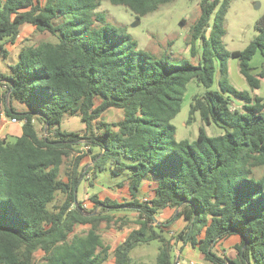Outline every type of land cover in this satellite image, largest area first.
<instances>
[{
	"label": "trees",
	"instance_id": "16d2710c",
	"mask_svg": "<svg viewBox=\"0 0 264 264\" xmlns=\"http://www.w3.org/2000/svg\"><path fill=\"white\" fill-rule=\"evenodd\" d=\"M174 1L0 0L4 56L25 26L48 37L22 47L17 62L0 72V114L22 123L13 142L0 139V264H133L131 252L152 241L159 243L156 264H178L167 227L157 224L165 209L185 222L178 243L205 262L264 264V173L257 175L264 168V99L256 94L264 62L257 73L249 64L264 56V15L246 48L230 52L221 41L230 0H201L189 32L193 55L195 43L201 47L193 63L139 50L124 28L97 12L108 2L141 18ZM229 60L238 61L250 91L231 85ZM191 81L200 92L191 95L187 124L198 114L220 134L201 127L196 140L177 141L172 120ZM110 109L123 118L103 122ZM64 117L79 118L84 128L62 130ZM107 169L129 172L117 186L130 198L121 204L93 195L85 210L77 198L82 182ZM145 182L154 193L142 202ZM120 212L134 213L137 228L110 253L100 225H117L113 215ZM122 223L118 229L128 225ZM76 226L90 227L76 235ZM232 237L239 238L236 256L218 257L216 246Z\"/></svg>",
	"mask_w": 264,
	"mask_h": 264
},
{
	"label": "rangeland",
	"instance_id": "374dc122",
	"mask_svg": "<svg viewBox=\"0 0 264 264\" xmlns=\"http://www.w3.org/2000/svg\"><path fill=\"white\" fill-rule=\"evenodd\" d=\"M201 0H176L170 4L161 6L157 11L148 14L144 17L137 18L129 10L122 6L111 5L108 2H102L97 12L103 14L110 24L116 27H122L125 32L129 34L133 40L136 41L138 49L145 51L155 57L169 55L178 58H191V62L196 63L200 59L201 47L200 42L195 43V53L191 52V45H189L190 27L198 18L200 9L199 2ZM264 15V0H230L229 8L225 16V35L222 38V44L227 51H242L257 35L254 28L255 22ZM45 34L35 31L32 27L25 26L21 29L20 36L13 45L8 44L5 49L8 55L4 56L0 51V72L6 73L9 67L14 65L18 60V53L22 47L27 44L37 43L47 40ZM192 56V57H191ZM264 62V56L257 53L250 61V66L254 69L253 73H257L261 64ZM229 81L237 90L250 91L244 78L239 74L238 61L229 60ZM0 91L2 89L0 88ZM198 89L194 82L187 85V91L184 95V100L181 106V111L172 120V124L176 128L175 139L188 140L190 142L196 140L198 131L202 127L209 136H216L220 134L217 127H205L200 121L198 114L192 123L187 124L189 104L191 95L197 92ZM200 92V91H198ZM256 94L264 99V79L260 82V89ZM234 107L238 106V102H234ZM5 116V115H4ZM123 118L121 110H108L103 116L102 121L113 123ZM11 118L9 119V121ZM20 122L13 125H19ZM62 128L65 130L78 131L83 129V124L77 117H64L62 121ZM15 137H8L9 142H13ZM78 154V153H77ZM75 154V156L77 155ZM92 155H87L82 160V165L86 167L92 165ZM67 160L61 167V177H63L66 167L69 166ZM114 175L110 169L101 173L96 172L93 177L92 173L85 177L78 191V200L82 202L85 210H91L93 203L91 197L97 195L100 201L109 197L116 200L117 203H124L128 200L130 195L126 188L118 187L117 184L129 175L128 171L118 172ZM264 173V168L257 171V175ZM148 195H139L142 202L150 201ZM174 211L166 210L160 215L156 216L157 224L166 226L167 236L171 239L174 245V253L177 256V261L181 264H210L203 260V256L197 250H192L191 247H182V244L176 239V233H180L184 228L182 219L174 220ZM118 222L117 225L110 228L106 227V223L100 225V234L103 238L104 244L112 250L119 245L127 236V234L136 229L135 226L136 215L129 212H120L113 215ZM128 221V225L121 229L117 227L123 225V221ZM122 221V222H121ZM170 222V223H168ZM126 224V222H124ZM90 226H76L74 233L76 235L82 234L89 229ZM238 237H232L220 242L216 246V255L220 258L234 257L237 254L235 246L238 244ZM159 243L152 241L149 244H144L135 248L131 254L133 264H156L155 257ZM38 260L41 259L42 254L37 253ZM186 259V261H183ZM184 262V263H183Z\"/></svg>",
	"mask_w": 264,
	"mask_h": 264
},
{
	"label": "crops",
	"instance_id": "0c3cea01",
	"mask_svg": "<svg viewBox=\"0 0 264 264\" xmlns=\"http://www.w3.org/2000/svg\"><path fill=\"white\" fill-rule=\"evenodd\" d=\"M258 71H259V69H258ZM17 108L20 109V107H17ZM9 119L10 118H8L7 116H4L3 113L0 114V139H7L8 140V137H10V136L17 138L22 134V123L20 122L21 124H19V125H13L14 123H11L9 121ZM79 121H80V119H79ZM37 128L39 129L40 126H37ZM61 128H62V126H61ZM82 128H84V125ZM62 130H65V129L62 128ZM66 131H72V130H66ZM81 186H82V184H81ZM153 189H154L153 183L145 182L141 188V192L139 195H143V196L148 195L147 198L151 199L153 197V193H154ZM138 198H139V196H138ZM166 210L174 211L173 209H165V210H162L158 215H160L162 212H165ZM182 221H183V224L185 225L184 220H182ZM192 250H194V249L192 248ZM183 261H186V259H184Z\"/></svg>",
	"mask_w": 264,
	"mask_h": 264
},
{
	"label": "built area",
	"instance_id": "2783aa9c",
	"mask_svg": "<svg viewBox=\"0 0 264 264\" xmlns=\"http://www.w3.org/2000/svg\"><path fill=\"white\" fill-rule=\"evenodd\" d=\"M2 90H3V87H2ZM10 122H11V123H17V120H16L15 118H11ZM18 122H19V121H18ZM84 150L86 151L87 148L85 147ZM183 263H184V262H183ZM178 264H181V263L178 262Z\"/></svg>",
	"mask_w": 264,
	"mask_h": 264
}]
</instances>
